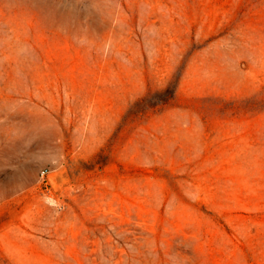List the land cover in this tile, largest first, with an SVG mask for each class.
Instances as JSON below:
<instances>
[{"label":"rangeland","instance_id":"1","mask_svg":"<svg viewBox=\"0 0 264 264\" xmlns=\"http://www.w3.org/2000/svg\"><path fill=\"white\" fill-rule=\"evenodd\" d=\"M0 264H264V0H0Z\"/></svg>","mask_w":264,"mask_h":264},{"label":"built area","instance_id":"2","mask_svg":"<svg viewBox=\"0 0 264 264\" xmlns=\"http://www.w3.org/2000/svg\"><path fill=\"white\" fill-rule=\"evenodd\" d=\"M46 174H47V171H43V172H42V179H43V180H45V176H46Z\"/></svg>","mask_w":264,"mask_h":264}]
</instances>
